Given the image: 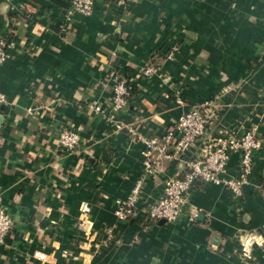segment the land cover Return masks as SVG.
I'll use <instances>...</instances> for the list:
<instances>
[{
    "label": "crops",
    "instance_id": "crops-1",
    "mask_svg": "<svg viewBox=\"0 0 264 264\" xmlns=\"http://www.w3.org/2000/svg\"><path fill=\"white\" fill-rule=\"evenodd\" d=\"M130 1L94 0L68 24L70 0H0L11 45L0 66V195L14 220L0 264H264V0ZM145 65L160 67L137 80L125 109L89 107L109 101V72L129 78ZM208 101L204 140L251 126L261 138L242 192L198 182L195 218L147 219L178 167L160 159L136 215L118 218L148 161L129 129L162 137ZM63 124L81 136L73 152L59 146ZM240 172L233 152L223 176Z\"/></svg>",
    "mask_w": 264,
    "mask_h": 264
},
{
    "label": "built area",
    "instance_id": "built-area-1",
    "mask_svg": "<svg viewBox=\"0 0 264 264\" xmlns=\"http://www.w3.org/2000/svg\"><path fill=\"white\" fill-rule=\"evenodd\" d=\"M126 6L130 0H115ZM94 10V0H70L65 21L69 24L74 14L90 15ZM67 27L65 26L63 30ZM10 43L0 38V66L10 57ZM160 66L145 65L138 68L135 75L125 77L117 71L109 72L111 97L107 102L90 104L97 114L108 117L125 109L133 91V84L139 78H149L156 74ZM7 104V98L0 91V114ZM32 113V109L29 110ZM214 117L211 102L192 106L186 110L162 137H148L140 134L137 129H129L132 136H138L144 146V154L148 157L144 173L136 180L127 200L116 210L120 219H127L137 213V202L145 182L146 174L156 169L158 160H173L177 171L166 179L163 194L145 210L147 219L175 221L185 214L191 218L197 216V210L187 207L191 191L198 182H214L227 185L235 194L242 192L247 176L253 169V152L261 147V138L257 128L251 126L243 133H231L217 140H204ZM58 142L65 152L75 151L81 142L79 131L72 125L63 124L58 134ZM233 152H239L241 172L236 179L223 176ZM85 211L89 208L85 206ZM136 212V213H135ZM14 225L13 216L7 211L0 195V246L6 244Z\"/></svg>",
    "mask_w": 264,
    "mask_h": 264
},
{
    "label": "trees",
    "instance_id": "trees-1",
    "mask_svg": "<svg viewBox=\"0 0 264 264\" xmlns=\"http://www.w3.org/2000/svg\"><path fill=\"white\" fill-rule=\"evenodd\" d=\"M135 87H136V85H135V83H134V84H133V91H134Z\"/></svg>",
    "mask_w": 264,
    "mask_h": 264
},
{
    "label": "water",
    "instance_id": "water-1",
    "mask_svg": "<svg viewBox=\"0 0 264 264\" xmlns=\"http://www.w3.org/2000/svg\"><path fill=\"white\" fill-rule=\"evenodd\" d=\"M1 120H2V116L0 115V123H1ZM163 221V220H162Z\"/></svg>",
    "mask_w": 264,
    "mask_h": 264
}]
</instances>
